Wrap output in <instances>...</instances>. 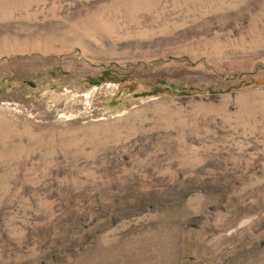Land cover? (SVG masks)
I'll use <instances>...</instances> for the list:
<instances>
[{
  "label": "rangeland",
  "instance_id": "obj_1",
  "mask_svg": "<svg viewBox=\"0 0 264 264\" xmlns=\"http://www.w3.org/2000/svg\"><path fill=\"white\" fill-rule=\"evenodd\" d=\"M0 264H264V0H0Z\"/></svg>",
  "mask_w": 264,
  "mask_h": 264
}]
</instances>
